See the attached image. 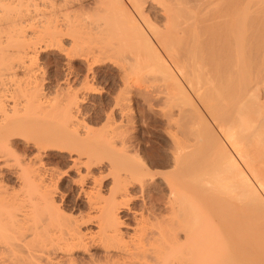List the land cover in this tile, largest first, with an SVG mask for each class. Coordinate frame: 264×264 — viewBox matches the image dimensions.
I'll use <instances>...</instances> for the list:
<instances>
[{
  "label": "bare ground",
  "instance_id": "bare-ground-1",
  "mask_svg": "<svg viewBox=\"0 0 264 264\" xmlns=\"http://www.w3.org/2000/svg\"><path fill=\"white\" fill-rule=\"evenodd\" d=\"M263 35L264 0H0V264H264Z\"/></svg>",
  "mask_w": 264,
  "mask_h": 264
},
{
  "label": "rangeland",
  "instance_id": "rangeland-1",
  "mask_svg": "<svg viewBox=\"0 0 264 264\" xmlns=\"http://www.w3.org/2000/svg\"><path fill=\"white\" fill-rule=\"evenodd\" d=\"M262 41L264 42V40H262ZM261 44H263V46H264V43H261ZM263 46H261L260 49H263ZM263 51H260V52L263 53ZM60 62H61L60 57H58L55 54H50L49 57H46L45 63L47 66L49 65L48 66L49 71L53 72V71H55V66L57 64L60 65ZM77 63L78 62H76L75 64H77ZM108 68L109 67L107 66V69H106V67L103 69V72L100 74L101 75L100 79L97 81L98 82L97 87L100 90H104L106 93L102 94L101 97L100 96L96 97L93 100V102L90 101L91 103L87 102L85 105V106H87V104H89L87 107L91 108V109H89L90 113L93 111V109H94V112H97L98 108L107 107V105L110 104V102L112 101V97H114L115 94L117 93L118 89H117L116 84L115 85L109 84V80H111L112 76L116 78L118 76V74L114 69L109 70L110 68L109 69ZM105 70H106V72H105ZM129 97H130L129 98L130 100L128 102V111L129 112H127V113H129V115L131 117H133L132 118L133 119L132 120L133 125H155V123H156V125H158L156 121L161 119L160 115H159L160 111H162L161 105H155L152 107L153 109H150V110L148 109V111L145 114V118H144L145 120H141V117L139 115V107H140V104L142 103V101L140 100L141 98H139L138 96L136 97V95H133V94L129 95ZM96 114L95 115L91 114L92 116L90 117V124L91 125H100V124L102 125L100 118H98V116ZM86 119H88V118H86ZM88 121H89V119H88ZM143 121H145V122L143 123ZM86 123H88V122H86ZM151 129H152V131H155L153 129V127H151ZM17 145L19 147H23L21 145V142H18ZM64 165H66V162L65 163L63 162V164H61L60 167L63 168Z\"/></svg>",
  "mask_w": 264,
  "mask_h": 264
}]
</instances>
